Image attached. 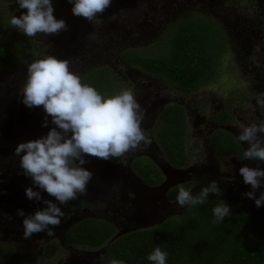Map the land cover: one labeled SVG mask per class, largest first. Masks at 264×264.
Returning a JSON list of instances; mask_svg holds the SVG:
<instances>
[{
	"label": "rangeland",
	"instance_id": "1",
	"mask_svg": "<svg viewBox=\"0 0 264 264\" xmlns=\"http://www.w3.org/2000/svg\"><path fill=\"white\" fill-rule=\"evenodd\" d=\"M55 4L56 0H52L53 14L64 19L66 28L54 34L36 33L29 37L8 24L12 14L19 15L24 10L17 8L15 0H0V44L17 55L13 65L0 67V177H7L9 170H13L17 177L14 176V191L21 195L6 190L8 186L0 179V199L5 197L6 205L10 208L16 206L13 210L1 207L0 212L19 220V225L17 222L13 225L12 220L0 221V245L12 246L20 254V264H67L71 257L76 259L79 254L98 251L96 248L60 244L51 258H45L44 244L57 240L56 237L54 239L42 231L28 238L21 236V217L16 215V209L22 208L28 213L40 202L25 197L24 186L34 185L18 169V157L12 149L18 141L45 133L51 121L43 113L42 106L26 107L20 101L18 89L25 78L26 63L44 54L66 58L69 69L80 77L89 68L106 65L116 79L115 92L122 88L131 89L142 110L153 104L157 107L181 105L186 115L187 154L190 159L186 167L191 170L186 171L179 183H189L190 191L196 193L202 185L215 179L221 195L232 210L248 207L258 208L264 213V202L256 206L251 198L242 195L249 186L242 183L237 171L241 164L264 169V162L240 159L239 155L216 157L209 143L212 132L219 128L214 116L221 109L225 108L233 114L232 122L225 128L234 138L240 124L264 122L258 103V98L264 99V0H111L108 7L102 13H97L92 21L73 15L70 7L58 10ZM189 13L212 15L227 30L229 50L222 58L217 75L207 85L190 94L178 93L159 78L129 66L121 58L120 53L127 49L153 55L156 52L154 44L166 26ZM42 119L48 120V124L42 126ZM239 144L242 150L247 147V142ZM146 147L147 144L137 145L133 154H153ZM144 158L148 159L144 155L135 161H144ZM114 177L111 187L117 192L116 200L112 201L108 189L103 190L104 193H97L95 188L94 192L86 189L82 193L85 205L74 211L76 218L89 216L110 221L115 225L116 232L121 234L123 228L130 231L150 227L167 216H179L187 208L172 201L165 204L159 216L144 219L148 212L146 209L140 210L135 204L144 188L135 185V181L133 184L131 178L132 182L127 180L126 183L121 177ZM93 179L94 175L88 183ZM3 191L5 195L2 196ZM259 191L258 186L255 194ZM46 194L41 190V196ZM122 196L125 200H122ZM137 213V217L133 218Z\"/></svg>",
	"mask_w": 264,
	"mask_h": 264
},
{
	"label": "trees",
	"instance_id": "2",
	"mask_svg": "<svg viewBox=\"0 0 264 264\" xmlns=\"http://www.w3.org/2000/svg\"><path fill=\"white\" fill-rule=\"evenodd\" d=\"M55 7L64 10L70 5L68 0H56ZM1 22L0 13V27ZM154 45L156 52L153 55L127 49L120 56L129 66L159 78L178 93L190 94L213 81L230 43L227 30L219 19L189 13L166 26ZM16 59V53L0 44V67L11 66ZM81 80L101 94L116 91V79L106 65L89 68ZM259 110L264 115V103H260ZM214 119L221 126L228 125L233 114L224 108L215 114ZM152 134L171 166L181 167L189 162L186 116L181 105H165L158 114ZM209 143L214 156L219 158L242 152V146L225 128L215 129ZM132 166L148 185H156L161 180L159 170L146 158L133 161ZM183 185L190 188L189 183ZM175 190L176 187L167 193L171 200ZM218 200L227 203L220 192L216 195L209 193L204 204L187 207L179 216H167L153 226L137 228L113 239L116 231L111 224L85 218L66 231L65 242L81 247H102L98 264H107L110 258L122 259L125 264H151L145 257L157 245L168 254L166 264H264L263 211L248 207L232 210L229 207V215L213 222L211 207ZM82 205L77 197L60 205L64 212L61 223L67 217L66 211ZM57 249L56 241H48L44 244L43 256L51 258ZM20 262L21 257L12 246L0 245V264Z\"/></svg>",
	"mask_w": 264,
	"mask_h": 264
},
{
	"label": "clouds",
	"instance_id": "3",
	"mask_svg": "<svg viewBox=\"0 0 264 264\" xmlns=\"http://www.w3.org/2000/svg\"><path fill=\"white\" fill-rule=\"evenodd\" d=\"M68 3L73 15L92 21L97 13H102L108 7L111 0H68ZM15 4L24 11L19 15L12 14L8 24L24 36L54 34L66 28L64 19L53 14L52 0H15ZM18 92L20 101L26 107L42 106L43 113L50 118L51 126L35 138L18 141L12 149L18 157V169L34 185L24 186L25 197L40 201L43 205L31 213L17 208L16 215L21 217L23 238L41 231L51 236L64 223H61L64 212L60 205L86 191L92 176L91 171L82 166L87 162L86 156L106 160L122 157L141 142L145 145L149 143L140 126L143 110L131 89L122 88L112 94H101L91 84L84 83L78 73L69 69L66 58L52 54L38 56L26 63L25 78ZM258 103H264V100L258 98ZM45 124H48V120L42 119L41 125ZM238 127L236 141L247 142V147L243 148L238 158L264 162V122H249ZM237 171L242 183L249 186L242 195L260 206L264 202V169L241 164ZM141 184L144 188L147 186L149 191H159L158 186L166 185ZM258 186L260 191L255 194ZM173 187L167 186L163 192L166 203L174 201L176 205L188 208L204 204L209 193L216 195L221 191L215 179L202 185L196 193L183 184H177L174 200H170L167 193ZM41 190L52 199L41 196ZM65 214L69 216L68 212ZM211 214L213 222L221 221L222 217L230 214L228 204L218 200L212 205ZM118 235L120 233L116 232L112 239ZM96 249L103 253L102 247ZM167 255L157 245L145 258L151 264H166ZM107 264H125V261L110 258Z\"/></svg>",
	"mask_w": 264,
	"mask_h": 264
},
{
	"label": "flooded vegetation",
	"instance_id": "4",
	"mask_svg": "<svg viewBox=\"0 0 264 264\" xmlns=\"http://www.w3.org/2000/svg\"><path fill=\"white\" fill-rule=\"evenodd\" d=\"M164 106L165 105L157 107V105L153 104L152 106L143 109V119L140 122V124H141L140 126L142 129H144L147 126L146 127L147 129H145L143 131L144 134L149 139V143L147 144L146 148L149 152H151L153 154L147 153V154L136 155V154H133L134 149H129L127 152H125L123 154L122 157H110L107 160L103 159V158H98L95 156H86L87 162L84 164L85 165L84 167L88 168L91 171L92 175H94L93 181L86 185V189H89L90 192H92V191L94 192L93 188H95V191L97 193L100 191L104 193L103 190L108 189L110 191V196H111L110 198H112V201H115L117 192L115 193L112 187L114 184L113 179H115L114 176H116V175H117V178L121 177L123 180L126 181V183H128V181H131L130 180V178H131L133 180V184L135 181V185H138L140 188H144V186L141 184V183H143V180L140 178V176H138L136 174V172L134 171L135 169L132 166L133 161H135L138 157H141L144 155H145V157L148 158V160L151 162V164L154 165L159 170L160 176H162L161 180L157 184L165 183L168 187L176 186L177 183L180 184L179 181L182 180L181 177H183L187 173L186 172L187 170H191V168L186 167L189 165L190 159H189V162L187 164H185L184 166H181V167H173V166L167 164L168 162H166V160L164 158V154L161 151L158 144H156V141H155L153 134H152V130L156 124V119L158 117V114L162 111ZM184 112H185V110H184ZM214 121H215V119H214ZM216 125H218L219 128L223 127L218 123H216ZM226 126H228V125H226ZM154 142H155V146H154ZM140 145H144V143L141 142ZM156 145H157V148H156ZM14 176L16 177V175L13 174V170L12 171L9 170V175H7V177L2 176V177H0V179L3 180V183L5 184V186L6 185L8 186V187H6V190L14 192L15 194H17L18 191H14V186H16ZM145 187L146 188H144V190L141 193H139V198L137 199L135 204L139 206L140 210L146 209L145 211L148 212V214H146V215L143 214L145 216L144 219H147V220L150 219L151 220L152 218L159 216L162 209L165 208V204L167 202L166 201L167 199H165L166 197L163 194L164 190L159 189V191H157V190L149 191V189H147L148 187L147 186H145ZM155 192H157V193H155ZM122 194H123V192H122ZM3 195H5L4 191L2 192V196ZM18 196H21L20 192H19ZM101 196H103V195L101 194ZM44 197H47L48 199H52V197L49 196L48 194H46ZM77 198L81 199V202L83 205L73 207L72 209L66 211L69 213V216L67 217V219H65L63 221L64 223L62 222L63 225L58 227L56 230H54L53 235H51V236H53L54 239L56 237V239H57L56 242L58 243V247L61 243L63 246H69L70 247V245L63 242L64 233L68 229L69 226L71 227L75 223H77V222H79L85 218H94V217H89V216H81V217L76 218V216H74V211H78L77 209H81L85 205L83 203L84 202V195L83 194H78ZM122 200H125V198L123 197ZM41 206H43V205L40 202L38 205H35V208L41 207ZM1 207H3L2 209H4V210L5 209H9V210L12 209L13 210V208H15L16 206L15 207L11 206V208H10V206L6 205V201H5V197H4V199H0V208ZM35 208H32L31 210H29L28 213H31L33 211V209H35ZM135 215L136 216H133V218H136L138 213ZM95 219H98V218H95ZM2 220H4L5 222L8 220H12L13 225H15L14 222H17V225H19L18 218H15L13 216H10L8 214L0 212V221L2 222ZM102 221H104V220H102ZM105 222H108L109 224H111L115 230V225L112 222H110V221H105ZM125 229L123 228V230L121 229V231L123 233L128 232V231H125ZM122 232H121V234H122ZM101 255H102L101 251L94 252V254H89V253L79 254L76 256L77 257L76 259H75V257H71L70 260L67 262V264H98L99 260L101 258Z\"/></svg>",
	"mask_w": 264,
	"mask_h": 264
},
{
	"label": "water",
	"instance_id": "5",
	"mask_svg": "<svg viewBox=\"0 0 264 264\" xmlns=\"http://www.w3.org/2000/svg\"><path fill=\"white\" fill-rule=\"evenodd\" d=\"M167 187V185H161V186H158V188H160V190H165Z\"/></svg>",
	"mask_w": 264,
	"mask_h": 264
}]
</instances>
